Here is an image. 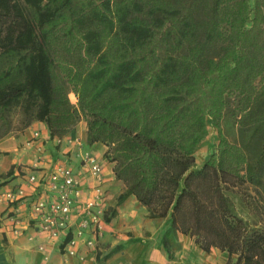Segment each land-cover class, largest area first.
<instances>
[{
	"label": "trees",
	"instance_id": "obj_1",
	"mask_svg": "<svg viewBox=\"0 0 264 264\" xmlns=\"http://www.w3.org/2000/svg\"><path fill=\"white\" fill-rule=\"evenodd\" d=\"M263 37L264 0H0V117L25 100L23 128L41 121L59 138L83 117L87 143L108 147L124 183L117 206L134 196L170 218L165 246L178 232L227 252L226 264H264V113L256 155L220 124L226 97L252 95L264 73ZM58 49L79 60L65 68ZM207 118L217 150L192 170ZM230 193L260 220L238 216Z\"/></svg>",
	"mask_w": 264,
	"mask_h": 264
},
{
	"label": "crops",
	"instance_id": "obj_2",
	"mask_svg": "<svg viewBox=\"0 0 264 264\" xmlns=\"http://www.w3.org/2000/svg\"><path fill=\"white\" fill-rule=\"evenodd\" d=\"M35 133H38L36 136ZM105 146L94 143L89 146L86 141V130L82 124H77L64 137L51 136L44 122H33L24 131L9 132L0 137V191L17 186L21 178L16 177L17 165L22 168L34 165L38 158L43 159L48 167L57 163L70 165L75 172L80 170V161L86 155L96 156L103 163L104 176V205L106 208V227L103 236L99 239L96 248L82 253V257H72L62 253L59 244L48 240L47 235L38 233L28 224L30 208L20 206L22 222L13 225L7 219V207L0 203V264H226L228 254L212 248L210 252L202 251L186 235L170 232L165 246L161 239L166 231L157 237L153 236L151 226L129 225L127 220L134 213H127L126 209L137 201L134 196L128 197L117 206V198L124 190V185L114 176L112 165L104 156ZM10 181V182H9ZM83 185L92 186L93 178L86 176ZM110 208L116 209L113 219H108ZM124 213L127 219H123ZM120 230H118L119 228ZM120 231V232H119ZM128 232V234H124ZM150 234V235H147ZM123 236L119 241L120 249L113 251L109 256L106 246L114 236ZM148 236V237H146ZM138 238L136 240H131ZM142 238V239H139Z\"/></svg>",
	"mask_w": 264,
	"mask_h": 264
},
{
	"label": "built area",
	"instance_id": "obj_3",
	"mask_svg": "<svg viewBox=\"0 0 264 264\" xmlns=\"http://www.w3.org/2000/svg\"><path fill=\"white\" fill-rule=\"evenodd\" d=\"M45 165L41 158L25 168L17 165L15 176L22 181L0 191V203L6 205V217L13 225L22 222L20 206L28 205L27 221L36 232L57 242L63 254L82 257L96 248L105 231V166L90 154L81 159L78 172L66 163ZM86 176L93 178L92 186L83 185Z\"/></svg>",
	"mask_w": 264,
	"mask_h": 264
},
{
	"label": "rangeland",
	"instance_id": "obj_4",
	"mask_svg": "<svg viewBox=\"0 0 264 264\" xmlns=\"http://www.w3.org/2000/svg\"><path fill=\"white\" fill-rule=\"evenodd\" d=\"M262 45H264V40L262 42ZM222 47H223L222 42L213 43L209 47L208 52H207L209 57L218 58L220 54L222 53ZM54 54L59 59H62L64 61L65 68L67 69L71 67V66H67L69 63L71 64L72 62L76 63L79 60V56L76 50L75 52H73V50L66 52L64 50L58 49L56 50V53ZM263 59H264V56H263ZM57 72H59L60 75L63 77V79H65L64 73L67 71L62 70L60 72L58 70ZM65 80H63V82H66ZM66 86L68 90H72V85L66 84ZM253 86L255 89H252L253 93L252 95L248 97H244L247 95L242 96L241 94H237V93L228 95L226 97V106H225V109L223 110L220 124H221L225 137L230 143L240 145L243 148H245L249 152V154L256 155L259 149V145L256 141L257 133H254L252 130L254 127L258 125V121L255 122L254 124L252 123L254 122L253 119H258V116H261L264 113V73L262 74V77H258L255 80V82L253 83ZM68 98L70 99L71 104H74V105L78 104V98L74 93L69 92ZM253 100H254V103H253ZM27 106L28 105L26 104L25 100L20 101V102L14 103L8 110H6V112H4V114L0 117V137L9 132H13L16 134V133L24 131L27 128V127L23 128V125L21 123L23 115H24L23 110ZM249 108L252 112H254V114L250 119L243 120L242 114L249 111ZM33 122H37V120L32 121L30 125ZM79 123L82 124V126L83 125L85 126V130L87 133V124L83 117L80 118V120L76 123V125ZM206 123H207V128H208V135L203 141L199 143V145L196 148V151L194 152L195 165L192 167V170H196L202 167V165L207 161L209 156L217 150V146L219 142L217 131L211 125L209 118H207ZM75 126L73 127V129L75 128ZM96 143H101L102 145H104L105 150L107 151L108 147L104 143L102 142H96ZM104 156H105V153H104ZM105 158H106V161L112 165V170H113L114 163L110 160L111 156L109 155V157H105ZM229 195H230V198L232 199L235 213L238 216H240L243 220L250 222V223H253V222L256 223L260 220L258 216H255L249 213L248 209L244 206L243 202L241 201V198L238 193L237 194L230 193ZM126 212L128 214L130 212L135 214L133 217L130 218V220H127V223L129 225L145 226V225L150 224L151 231L153 233V236L155 237L161 234V231H162L161 227H165V229L168 227V224L170 221L169 220L170 218H164V219L151 218L146 208L143 207L138 201H132V204L126 209ZM115 215H116V209L110 208L109 218L113 219ZM125 218L127 219L128 217L124 213L123 219ZM118 230H120V228ZM124 234H128V232H124ZM147 235H150V234H147ZM136 239L138 238H134V239L132 238L131 240H136ZM139 239H142V238H139ZM183 239H190V238L189 236H186ZM122 240H125L123 236L115 235L114 238L110 239V241L107 243L106 248L107 250H109L108 253H105V251H102L101 256L102 254L104 255V257L109 256V254H111L113 251H117L118 249H120L121 244L118 242ZM235 257L236 256L233 257V260H235Z\"/></svg>",
	"mask_w": 264,
	"mask_h": 264
}]
</instances>
